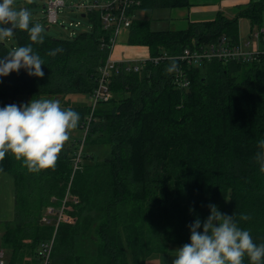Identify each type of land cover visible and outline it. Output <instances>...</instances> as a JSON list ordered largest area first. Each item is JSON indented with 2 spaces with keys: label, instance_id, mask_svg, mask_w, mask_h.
Listing matches in <instances>:
<instances>
[{
  "label": "trees",
  "instance_id": "obj_1",
  "mask_svg": "<svg viewBox=\"0 0 264 264\" xmlns=\"http://www.w3.org/2000/svg\"><path fill=\"white\" fill-rule=\"evenodd\" d=\"M190 4L139 0L130 10L134 15ZM39 6L44 17L31 23L41 26L43 42H33L17 28L10 47L0 40V58L31 45L45 74L30 76L21 69L0 77V106L18 105V96H52L80 114L75 129L84 130L85 137L75 170L82 138H69L55 167L37 173L11 153L0 160V172L11 175L14 192L13 218L0 221L3 264H38L36 251L52 237L55 223H43L42 217L47 207H60L66 195L64 214L75 220L59 222L50 264H146L153 255L188 243L187 225L197 216L203 221L210 204L234 215L255 243H264V173L254 158L257 142L264 139V53L247 62L212 59L191 66L179 58L183 49L221 37L238 43L240 18L248 19L252 29L263 25L264 0L238 4L228 14L218 11L211 20L190 21L183 29H155L149 19L134 15L125 43L147 47L148 57L139 71L121 69L113 75L111 98L93 111L91 104L66 98L92 94L98 67L109 54L111 28L104 27L100 9H90L80 12L87 29L53 36L45 0ZM56 48L62 51L49 55ZM156 57L161 59L154 62ZM173 63L176 70L169 73ZM177 72L188 85L174 83ZM97 146L108 147L109 154L100 158ZM241 214L249 219L241 220ZM81 236L95 245L94 256L77 250Z\"/></svg>",
  "mask_w": 264,
  "mask_h": 264
},
{
  "label": "clouds",
  "instance_id": "obj_2",
  "mask_svg": "<svg viewBox=\"0 0 264 264\" xmlns=\"http://www.w3.org/2000/svg\"><path fill=\"white\" fill-rule=\"evenodd\" d=\"M13 4L14 0H0V39L12 36L18 28L26 30L33 42H43L42 28L31 23L30 10ZM60 51L53 49L49 55ZM42 65V58L31 45L18 46L0 58V77L21 69L30 76L43 77ZM176 67L173 63L166 70L171 73ZM79 119L77 111L62 107L56 99L32 98L20 105L0 106V160L11 153L30 172L54 168ZM257 143L259 150L254 158L264 173V139ZM208 207L209 215L203 221L197 216L187 225L189 242L176 250L173 264H245V257L248 264H264V243H255L250 231L240 227L234 215L221 213L215 204ZM240 219L246 221L249 216L241 214Z\"/></svg>",
  "mask_w": 264,
  "mask_h": 264
},
{
  "label": "built area",
  "instance_id": "obj_3",
  "mask_svg": "<svg viewBox=\"0 0 264 264\" xmlns=\"http://www.w3.org/2000/svg\"><path fill=\"white\" fill-rule=\"evenodd\" d=\"M139 0H106L105 2H92L90 4L80 3L77 5L78 9L90 10L100 9L101 20L105 28H111L112 35L109 40V54L105 62L98 67L99 73L97 78V86L89 96L92 111L98 103L108 101L112 93L109 88V82L113 75L119 71H139L141 68L142 60H130V59H112L111 53L117 42L118 37L127 30L130 26L133 13L131 7L138 5ZM65 5L63 0H45V17L49 24L58 23L59 9ZM259 53H264V23L262 26L254 28L249 31L248 35L244 38H240L238 43H230L224 37H221L218 41L209 43L199 48H185L182 50L179 58L186 62L187 65H197L205 60L221 59V60H236V61H249L255 59ZM163 58V57H162ZM161 57L154 58V62L160 60ZM181 73V72H177ZM174 80L176 85L184 87L188 85V80L180 74L177 75ZM87 130V127H86ZM85 133L82 137V142L79 147V151L75 158H73V170L79 167L80 152L83 147ZM66 195V194H65ZM66 195L62 201V205L57 209L49 206L46 209V213L42 217V222L49 223L51 219H54V230L52 237L39 247L37 252L38 264H50L51 253L54 244L55 233L57 231L59 222L71 223L75 219L64 214V204L68 200ZM77 202L76 198H73ZM4 250L0 248V264L4 263Z\"/></svg>",
  "mask_w": 264,
  "mask_h": 264
},
{
  "label": "rangeland",
  "instance_id": "obj_4",
  "mask_svg": "<svg viewBox=\"0 0 264 264\" xmlns=\"http://www.w3.org/2000/svg\"><path fill=\"white\" fill-rule=\"evenodd\" d=\"M28 2H35L36 4L31 6L30 4H23L16 2L14 0L13 7L15 8H21V7H27L30 10L31 13V18L35 17H43L42 13L39 12L40 10V2L42 0H26ZM65 2V5L62 6L59 9V13L57 18H58V23L57 24H50L48 33L53 35V36H67L71 32H79L83 31L88 28V24L86 22V19L80 17V12H82L81 9L77 8V5L80 3L84 4H90L93 2V0H63ZM100 3L104 2L105 0H99ZM37 9L36 13L33 12L32 10ZM176 11L174 9L170 8H160L156 10H139L135 12V16L144 18V19H149L150 24L153 28L155 29H168V28H177L175 25L172 24V19L176 15ZM80 22L79 25L75 26L76 22ZM7 27V25H5ZM181 28H184L182 26ZM252 30V28L250 29ZM125 33L123 32L117 39V42L113 48V51L111 53V58L114 59L116 58L115 56L118 57H124L127 58L128 55L121 53L122 49L119 50V48L126 47L128 46L125 43ZM5 42V44L10 47L12 44V40L9 37H7V40L0 39ZM124 44H123V43ZM117 46V47H116ZM130 46V45H129ZM147 56L143 57V60L146 59ZM131 60H137L139 59H131ZM41 98H49L53 99L52 96H44ZM17 103L18 105L22 103H27L31 100L30 97L28 96H18ZM71 103H85V104H91L90 99L87 94H70L67 96V98ZM84 135V130L81 129H73L69 132V138H82ZM96 152L98 156L101 158L103 155L109 154V148L105 146H97L95 147ZM13 212H14V192H13V180L10 174L6 172H0V221H5V220H11L13 218ZM76 246L77 250H80L84 256L92 257L96 253L95 245L91 240H89L86 236H81L78 237L76 240ZM178 249L177 246H172L170 251L172 253L163 255V256H158V255H153L151 258L147 259L146 264H173V260L175 259L176 256V250Z\"/></svg>",
  "mask_w": 264,
  "mask_h": 264
},
{
  "label": "crops",
  "instance_id": "obj_5",
  "mask_svg": "<svg viewBox=\"0 0 264 264\" xmlns=\"http://www.w3.org/2000/svg\"><path fill=\"white\" fill-rule=\"evenodd\" d=\"M249 0H190L189 8H175L176 15L172 19V24L175 25L177 28L173 29H183L187 27L190 21H205L211 20L215 17V14L218 11H223L225 13H229L233 6L238 4H245ZM37 9H34L36 13ZM40 10V9H39ZM33 11V10H32ZM39 12L42 13L44 17V11L40 10ZM33 13V12H32ZM33 18H36L33 17ZM40 18V17H39ZM239 21V36L240 38H244L248 35L250 29L252 28L250 22L246 18H240ZM123 43V42H122ZM124 44V43H123ZM117 47V46H116ZM121 53L128 55L127 58L115 56V60L118 59H139L142 60L143 57L147 56L148 48L145 46H126L119 48ZM1 248V246H0Z\"/></svg>",
  "mask_w": 264,
  "mask_h": 264
},
{
  "label": "water",
  "instance_id": "obj_6",
  "mask_svg": "<svg viewBox=\"0 0 264 264\" xmlns=\"http://www.w3.org/2000/svg\"><path fill=\"white\" fill-rule=\"evenodd\" d=\"M46 29H48V27Z\"/></svg>",
  "mask_w": 264,
  "mask_h": 264
},
{
  "label": "bare ground",
  "instance_id": "obj_7",
  "mask_svg": "<svg viewBox=\"0 0 264 264\" xmlns=\"http://www.w3.org/2000/svg\"><path fill=\"white\" fill-rule=\"evenodd\" d=\"M83 129V128H82ZM82 150V149H81Z\"/></svg>",
  "mask_w": 264,
  "mask_h": 264
}]
</instances>
